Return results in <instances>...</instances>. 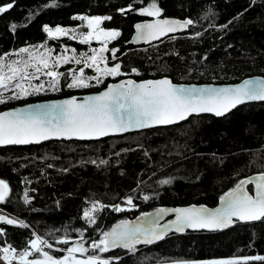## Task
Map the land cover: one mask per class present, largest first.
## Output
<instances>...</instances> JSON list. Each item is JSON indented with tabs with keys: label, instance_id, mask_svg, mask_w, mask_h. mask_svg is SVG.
<instances>
[{
	"label": "trees",
	"instance_id": "trees-1",
	"mask_svg": "<svg viewBox=\"0 0 264 264\" xmlns=\"http://www.w3.org/2000/svg\"><path fill=\"white\" fill-rule=\"evenodd\" d=\"M10 2L0 0V5ZM50 3L52 0H15L14 7L0 15V56L41 43L55 47L64 44L85 53L88 45L63 37L58 43L48 37L44 26L73 28L79 24L73 17H110L101 19V27L120 32L108 48L117 49L110 64L119 63L123 75L104 77L103 83L87 88L70 89L67 72L83 63L66 64L59 67L65 73L59 90L9 100L0 104V111L32 101L96 92L126 76L137 80L168 76L177 83H235L251 75L264 76V0H55V7H46ZM152 3L160 8V15L189 18L193 24L184 33L133 46L128 43L133 24L150 17L139 10ZM129 5L132 10H127ZM13 23L17 25L15 31L11 30ZM262 172L264 102L238 106L221 117L194 115L176 125L98 140H52L3 147L0 180L9 187L0 202V214L17 223L0 221V247L18 252L28 248L36 236L61 250L76 243L87 245L97 238L101 227L107 230L118 220L159 206H214L243 177ZM161 180L170 183L161 184ZM247 189L251 191L250 184ZM145 196L149 198L145 200ZM128 197H132L134 207L113 210L118 204L127 205ZM93 202L102 207L95 223L90 224L83 213ZM20 221L27 227H20ZM62 237L72 241L59 243ZM101 256L109 264L264 256V222H237L220 231L171 234L151 245L136 246L134 253L113 248ZM237 262L264 264L250 259Z\"/></svg>",
	"mask_w": 264,
	"mask_h": 264
},
{
	"label": "snow or ice",
	"instance_id": "snow-or-ice-1",
	"mask_svg": "<svg viewBox=\"0 0 264 264\" xmlns=\"http://www.w3.org/2000/svg\"><path fill=\"white\" fill-rule=\"evenodd\" d=\"M252 2L254 3L255 0ZM14 4L15 0H12L10 3L0 5V15L12 9ZM55 6V0L46 5V7ZM127 10H132V6L129 5ZM120 11L126 10L121 9ZM160 13L161 10L155 3L140 10L141 15L147 16H159ZM73 19L86 21L87 27L90 29L81 39V43L103 38L104 46L100 49H92L91 55L81 53L80 57L75 55L52 57L49 49L43 52H33L27 48L20 49V53L28 54L27 59L5 64L4 57L0 56V104L48 90H59L61 77L65 73L58 72L56 69L61 64H68L70 60H74L77 65L83 63V67L78 72L70 70L71 82L67 84L70 89L90 87L88 81L92 80L98 85L103 83L104 77H116L122 74L121 65L116 63L114 66H107V60L103 55L104 52L109 51L107 43L120 35L118 31H104L99 28L101 19L106 20L110 17L78 16ZM192 24L191 19L184 21L162 19L154 23L137 24L134 41L159 39L170 32L185 29ZM227 26L223 25L222 27L227 28ZM16 28L17 25L13 23L11 30L15 31ZM43 30L50 37L54 34L67 35L69 32L61 27L53 30L47 25ZM197 35L200 34L197 33ZM110 51L115 58L117 49L113 48ZM101 63L105 65L103 68L99 66ZM86 68L94 69L96 75L85 76ZM132 72L137 73V69L133 68ZM42 76L47 79H41ZM34 80L39 83H33ZM7 91H11L12 94L5 96L4 93ZM252 100L264 101V81L245 80L242 85L235 87L197 88L176 86L167 78L143 83L126 80L117 84H109L105 91L97 95L86 96L82 101L72 97L59 102L0 112V145L39 143L42 140L61 137L93 139L124 133L131 129L172 125L186 120L193 114L200 113H213L220 117L237 105ZM160 183L168 184L170 180H161ZM250 183H255V196L244 191L243 185ZM8 187L4 180H0V202L5 200ZM148 198L144 197L145 200ZM220 199L223 207L214 211L195 207L160 209L157 215L167 211L176 213V219L162 227L159 226L158 220L151 222L148 227L135 222L130 224L128 221H122L110 231H105L98 242L93 241L91 247L100 253L107 252L112 248H123L134 253L136 245H149L162 240L169 230L176 232H184L188 228L222 230L236 222H264V174L240 181L232 191L225 193ZM28 202L26 194L25 203ZM126 203L129 207H134L132 197H128ZM93 208L97 209V206L93 205ZM113 210L120 212L125 209L116 205ZM84 216L88 218L90 224L95 223L91 210H86ZM0 221L7 224L17 223L3 215H0ZM19 226L27 227L22 221L19 222ZM58 242L67 244L68 240H59ZM29 246L32 251L26 249L19 253L18 257L12 255L15 253V249L10 250V247L0 249L4 253L0 259L7 261L8 264H11L14 259H18L20 264H109L108 260L101 259L97 255H90L86 259H77L73 255L74 253L84 254L88 251L83 244L67 248V255L59 259L43 250L42 246L51 248L52 245L39 236L32 239ZM33 252L39 253L42 259L28 260L27 257ZM249 259L264 261V256L246 257L245 262ZM180 264H184V262H180ZM205 264H238V262L235 260H212L206 261Z\"/></svg>",
	"mask_w": 264,
	"mask_h": 264
},
{
	"label": "water",
	"instance_id": "water-1",
	"mask_svg": "<svg viewBox=\"0 0 264 264\" xmlns=\"http://www.w3.org/2000/svg\"><path fill=\"white\" fill-rule=\"evenodd\" d=\"M162 19H170V20L184 21V20L189 19V18H179V17H174V16L159 15V16L149 17L147 19L138 21V22H136V23L133 24V32H132V34H131V36H130V38L128 40V43H130L133 46L150 45V44H153V43H155L157 41H160L161 39H164L166 37L174 36V35H177V34L184 33L188 29V27H189L188 26L185 29H178L175 32H170L167 35L160 37L159 39L149 40V41H144V40L134 41V37L136 36V27L135 26L137 24L154 23L155 21L162 20ZM164 78H167V79L171 80V78L168 77V76H162V77H157V78H146V79H139V80H137V79H135V78H133L131 76H126V77H122V78H119L117 80L108 82L102 89H100V90H98L96 92H89V93H82V94H73V95H70V96H64V97H60V98H53V99H46V100H39V101L27 102V103H24L22 105H18V106H15V107H11V108H8V109H4V110H2L0 112L14 111L16 109H24V108H28L29 106H35V105H38V104H49V103H53V102H59V101H62V100L71 99L72 97H76L77 100L82 101L83 98L86 97V96L97 95L100 92L105 91L107 89V87H108L109 84H117V83H120V82L126 81V80H133L136 83H143V82L149 81V80H160V79H164ZM245 80H261V81H264V76H261V75H251V76L244 77L240 81L235 82V83H177V82H173L172 80H171V82L174 85H176V86H181L182 85V86H185V87H197V88H202V87L222 88V87H235L237 85H242ZM254 102H264V101H260V100L246 101L245 103L240 104V105H237L236 107L241 106V105H244V104H248V103H254ZM233 109H231V110H233ZM204 114H208V115L215 116L213 113H200V114H193L191 116H194V115H204ZM191 116H189V117H191ZM215 117H217V116H215ZM180 122H182V121H179L178 123H180ZM178 123H176V124H178ZM176 124H172V125H176ZM160 126H165L166 127V126H171V125H157V126H154V127H160ZM154 127H151V128H154ZM144 129H149V128H144ZM144 129H131V130H129L127 132H124V133L135 132V131H140V130H144ZM124 133L110 134L108 136H117V135H121V134H124ZM108 136H103V137L93 138V139H78V138H75V137H72V138H63V137H61V138H51V139H48V140H42L39 143L0 145V148L7 147V146L37 145V144H41V143H44V142H47V141H52V140H65V141H69V140H80V141H83V140H98V139H102V138H105V137H108ZM261 174H264V172H262V173H253V174H250V175H247V176L243 177L241 180H239L233 187H231L225 193H228V192L232 191L240 181H242V180H248L250 177H257V176H259ZM248 185L249 184L243 185L244 191H246L251 196H255V193H256L255 183H250V185L252 187L251 191H249L247 189V186ZM225 193L222 194L219 197V199L217 200V203L214 206H208V205H205V204H195V203L187 204V205H176V206L163 205V206L156 207V208H154L152 210H149L147 212L140 213V214L136 215L135 217H133L131 219H121V220H118V221L114 222L113 224H111L110 227L107 229V231H110L114 226L120 224L122 221H128L130 224L133 223V222H135V223L140 224V225H142L144 227H148V226H150L151 222L158 220L159 226L162 227L165 224H170L172 221H174L176 219V213L173 212V211H167L165 213H160L159 215H157L158 210H160V209L171 210V209H178V208L183 209V208L195 207V208H205V209H208L209 211H214V210H216L218 208L223 207L220 198L222 196H224ZM241 223H248V222H241ZM222 230H224V229H222ZM188 231L189 232H199V231H220V230L191 229V228L185 229L184 232H176L174 230H169L167 232V235L165 237H167V236H169L171 234H180V233H185V232H188ZM70 241H72V239ZM156 242H158V241H156ZM138 245H142L143 246L145 244H138ZM138 245H136V246H138ZM149 245H151V244H149ZM121 249H123V248H121ZM123 250H127V249H123Z\"/></svg>",
	"mask_w": 264,
	"mask_h": 264
},
{
	"label": "rangeland",
	"instance_id": "rangeland-1",
	"mask_svg": "<svg viewBox=\"0 0 264 264\" xmlns=\"http://www.w3.org/2000/svg\"><path fill=\"white\" fill-rule=\"evenodd\" d=\"M139 13H140V10H139ZM81 16H84V15H81ZM147 16V15H146ZM89 18H93V17H98V16H88ZM150 17H154V16H150ZM79 20V19H78ZM49 28H51V27H49ZM55 28H57V27H53L52 29L54 30ZM99 28L100 29H103L102 27H101V22H100V25H99ZM64 29H67V30H69V32H68V34L67 35H61V34H54V36H48L50 39H57L58 41V43H60L59 42V39H61V37H63V38H66V39H68V40H76V41H78V42H80L81 41V39L83 38V36L84 35H86L87 33H88V31H90V29L87 27V22L86 21H82V20H79V24H78V26H76V27H73V28H64ZM72 30H74V31H72ZM104 31H117V30H115V29H103ZM111 41V40H110ZM109 41V42H110ZM108 42V43H109ZM81 43V42H80ZM108 43H107V48H108ZM83 44H86V45H88V50L84 53V54H86V55H91L92 54V49H100V48H102L103 46H104V42H103V38H101V39H92V40H90L88 43H83ZM22 48H27V49H29V51H33V52H36V51H39V52H43V51H45L46 49H49V50H51V53H52V57H56V56H63V55H66V56H68V57H72L73 55H75V56H77V57H80V54L81 53H77V52H75V50L74 49H72V48H68L66 45H58V46H54V45H49V44H47V43H41V44H37V45H33V46H26V47H22ZM22 48H20V49H22ZM20 49H18V50H16V51H14V52H11L10 54H8V55H6V56H3L4 57V63L5 64H7V63H10V62H12V61H16V60H20V59H27V53H20ZM109 49V48H108ZM103 55L105 56V58H106V60H107V66H109V67H111V66H114L115 64H110V61H112V60H115L113 57H112V52L110 51V49H109V51H106V52H104L103 53ZM68 64H71V65H74L75 64V61L74 60H70V62L68 63ZM64 65H66V64H61L60 66L62 67V66H64ZM101 68H103L105 65L103 64V63H101L100 65H99ZM83 67V66H82ZM81 68V67H80ZM80 68H78L77 70H73V68L71 67V68H69V70H68V77H69V80H68V82H67V84L68 83H70L71 82V75L69 74V72H70V70H72V71H74V72H78L79 71V69ZM86 69H88L87 71H86ZM85 69V72H84V74H85V76H94V75H96V73H95V71H94V69H91V68H86ZM6 70V69H5ZM29 71H32V69H29ZM56 71H58V72H61L60 70H59V68H57L56 69ZM122 73V72H121ZM121 75H123V73L121 74ZM117 77V76H116ZM41 79H44V80H46L47 78H45V77H41ZM33 83H39V81H36V80H34L33 81ZM88 83L90 84V85H94V84H96V82L94 81V80H92V81H88ZM11 92V91H10ZM12 94V93H11ZM10 94V95H11ZM93 205H96L97 206V209H94L93 208ZM119 206H121V208H123V209H130L131 207H129L128 205H121V204H118ZM86 210H91V214H92V216L94 217V219H96V217H97V213L101 210V205L98 203V202H93V203H91L87 208H85V210H84V212L86 211ZM1 215V214H0ZM83 217L85 218V220L88 222V218H86L85 216H84V213H83ZM89 223V222H88ZM105 231H107V230H105L104 228H100L99 229V231H98V235H97V238H95V239H93V240H91L90 242H89V244H83L87 249H88V251H90L91 253H84V254H76V253H74L73 255L77 258V259H86L88 256H90V255H97V256H99L101 259H105V260H108L106 257H104V256H101V253L98 251V250H96V249H93L92 247H91V244H92V242L93 241H99V239L101 238V236H102V234L105 232ZM64 239H67L68 241H70L71 239L70 238H66V237H62V238H60L59 240H64ZM30 244V243H29ZM49 244V243H48ZM80 244H82V243H80ZM51 245V244H50ZM77 245H79V243L77 244H74L73 246H77ZM72 246V247H73ZM43 247V250L44 251H47V252H49V254L50 255H52L54 258H57V259H59V258H62V257H64L65 255H67V250H61V248L60 247H56V246H53L52 245V247L51 248H49V247H47V246H42ZM3 248H8L7 246H3V247H0V249H3ZM12 248H10V250H11ZM28 250V251H32V249L30 248V246L28 247V248H25V249H23V250H20L19 252H16V253H12V255L13 256H17L18 257V254L19 253H21V252H23V251H25V250ZM57 251H63V253H62V255H60V256H55V255H53V252H57ZM4 255V253L2 252V251H0V256H3ZM37 258H40V259H42V257L40 256V254L39 253H35V252H33L32 253V255H30L29 257H27V259L28 260H32V259H37ZM245 258L246 257H230V258H220V259H204V260H196V261H179V262H169V263H163V264H180V262H184V264H205V262L206 261H212V260H235V261H238V260H245ZM2 260V259H1ZM2 261H4V260H2ZM109 261V260H108ZM4 262H7V261H4ZM13 262H19V260L18 259H14V260H12L11 261V264L13 263ZM8 263V262H7Z\"/></svg>",
	"mask_w": 264,
	"mask_h": 264
},
{
	"label": "built area",
	"instance_id": "built-area-1",
	"mask_svg": "<svg viewBox=\"0 0 264 264\" xmlns=\"http://www.w3.org/2000/svg\"><path fill=\"white\" fill-rule=\"evenodd\" d=\"M12 249H14V248H12ZM16 250V249H15ZM17 251H15V253H16ZM19 252V251H18ZM0 261L3 263V264H8L7 262H4V261H2L1 259H0Z\"/></svg>",
	"mask_w": 264,
	"mask_h": 264
},
{
	"label": "bare ground",
	"instance_id": "bare-ground-1",
	"mask_svg": "<svg viewBox=\"0 0 264 264\" xmlns=\"http://www.w3.org/2000/svg\"><path fill=\"white\" fill-rule=\"evenodd\" d=\"M145 19H147V18H145ZM142 20H144V19H142ZM138 21H141V20H138ZM138 21H136V22H138ZM136 22H135V23H136ZM188 28H189V27H188ZM187 30H188V29H187ZM187 30H186V31H187ZM177 35H178V34H177ZM130 36H131V35H130ZM129 38H130V37H129ZM166 38H167V37H166ZM128 40H129V39H128ZM161 40H162V39H161ZM157 42H158V41H157ZM138 46H139V45H138ZM1 111H2V110H1Z\"/></svg>",
	"mask_w": 264,
	"mask_h": 264
}]
</instances>
